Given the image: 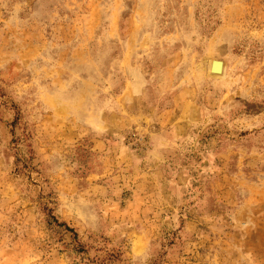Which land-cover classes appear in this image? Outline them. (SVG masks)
I'll use <instances>...</instances> for the list:
<instances>
[{
	"label": "rangeland",
	"instance_id": "obj_1",
	"mask_svg": "<svg viewBox=\"0 0 264 264\" xmlns=\"http://www.w3.org/2000/svg\"><path fill=\"white\" fill-rule=\"evenodd\" d=\"M0 264H264V0H0Z\"/></svg>",
	"mask_w": 264,
	"mask_h": 264
},
{
	"label": "trees",
	"instance_id": "obj_2",
	"mask_svg": "<svg viewBox=\"0 0 264 264\" xmlns=\"http://www.w3.org/2000/svg\"><path fill=\"white\" fill-rule=\"evenodd\" d=\"M47 220H48V224L51 226L54 224H56L57 226L60 225L59 223H57V220L55 219V217L53 215H49V219H47Z\"/></svg>",
	"mask_w": 264,
	"mask_h": 264
},
{
	"label": "water",
	"instance_id": "obj_3",
	"mask_svg": "<svg viewBox=\"0 0 264 264\" xmlns=\"http://www.w3.org/2000/svg\"><path fill=\"white\" fill-rule=\"evenodd\" d=\"M219 64H222V63H220L219 61L212 62L211 69H214L216 66L218 68V66H220Z\"/></svg>",
	"mask_w": 264,
	"mask_h": 264
},
{
	"label": "bare ground",
	"instance_id": "obj_4",
	"mask_svg": "<svg viewBox=\"0 0 264 264\" xmlns=\"http://www.w3.org/2000/svg\"><path fill=\"white\" fill-rule=\"evenodd\" d=\"M221 66H222V64H220ZM218 70H220L221 71V69H218Z\"/></svg>",
	"mask_w": 264,
	"mask_h": 264
}]
</instances>
